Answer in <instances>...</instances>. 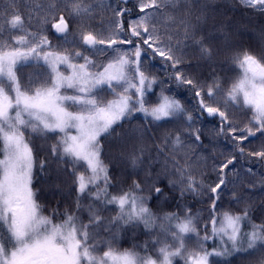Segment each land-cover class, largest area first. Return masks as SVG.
<instances>
[{
	"label": "snow or ice",
	"instance_id": "1",
	"mask_svg": "<svg viewBox=\"0 0 264 264\" xmlns=\"http://www.w3.org/2000/svg\"><path fill=\"white\" fill-rule=\"evenodd\" d=\"M5 2L6 6L0 8V264H175L177 258L184 264H209L210 257L221 258L225 264H232L233 257L245 261L258 258V264H264V225L251 224L247 208L241 213H218L216 207L220 198L218 190L226 185L224 169L234 166V156L220 166L222 175L215 186L210 187L214 194L210 215L201 229L199 216L193 217L187 211L183 218L175 214L156 217L146 206V198L139 194L142 193L139 183L134 182L130 191L110 194L111 177L100 157L99 142V137L110 133L113 125L140 112L152 122L168 118L184 120L189 137L202 146V133L196 127L198 117L193 115L196 111L219 117L222 126L217 134H231V139L237 141L232 147L241 156H255L264 161V147L246 153L247 145L243 143L257 132L264 136V53L257 57L245 51L234 57L239 72L226 92L219 81L209 86L200 85L186 75L180 67L184 63L183 55L176 53L181 52L180 45L194 41L203 56L211 57L212 49L201 34V25L207 20V5L201 0H140L136 7L143 15L130 20L127 29L123 21L117 19L107 38L81 31L80 44L86 46L85 51L104 52L106 49L97 48L102 44L111 49L112 58L98 68L88 55L75 50V41H68L69 21L57 15L61 10L58 5L66 8L72 19L91 15L92 8L85 0H50L47 7L26 5L37 14L44 13L37 22L42 26L51 24L55 33L63 37L68 47L62 50L51 48L44 34L46 29L30 30L33 17L22 15L18 0ZM123 3L127 4L128 0ZM239 3L264 13V0H239ZM193 5L200 9L199 14L193 12ZM127 11L130 9L118 10L115 15L123 17ZM160 28L163 32L158 31ZM4 31L8 32L10 40L2 38ZM117 44L132 47H111ZM141 44L151 49L153 56L170 62L165 66L174 70L169 78L178 87L191 86L198 98L192 111L186 110L174 96L165 94L163 81L157 102L152 104L147 100L157 78L142 67L145 49ZM30 61L46 67L47 72L42 74L45 78L39 83L33 85L30 81L28 87H24L18 66ZM105 87L110 90L111 100L105 101L102 97ZM217 95L224 97L223 110ZM229 106L248 109L249 124L243 128L233 126L227 112ZM26 132L60 134L59 144L52 145L51 152L67 158L73 166L77 210L81 207V198H91L92 203L87 205L88 224L68 212L59 223L43 214L32 187L37 161ZM167 142L173 144V152L181 151L184 143L180 136ZM142 154L143 148L131 153L134 167L138 161L142 162ZM172 165L186 190L199 192L202 185L174 157ZM39 167L44 169V161L39 162ZM260 183L264 185V179ZM149 191L166 196L164 188L155 182H151ZM108 205H115L118 214L105 222L101 212ZM157 219L161 224L160 232L153 233L155 256L149 253L147 246L142 255L134 250H117L112 239L105 240L103 248L98 243L100 229L113 232L120 227L140 224L151 229L157 226ZM245 222L250 231L243 230ZM113 224L116 229L111 227ZM190 234L195 237V249L187 247ZM210 240L216 242L211 251L206 247Z\"/></svg>",
	"mask_w": 264,
	"mask_h": 264
},
{
	"label": "rangeland",
	"instance_id": "2",
	"mask_svg": "<svg viewBox=\"0 0 264 264\" xmlns=\"http://www.w3.org/2000/svg\"><path fill=\"white\" fill-rule=\"evenodd\" d=\"M225 1L234 4L238 2V0ZM137 2L139 3L140 0H137ZM139 15H143V13ZM91 32L93 33L94 31ZM80 33L81 32L78 31L68 36L69 42L75 41V50L88 55L98 68L107 64L112 58L111 49L108 51L109 46L107 44L97 45V48L106 49V51L100 53H94L92 50L85 51L86 46L80 44ZM61 39L59 43L51 46L53 50H62L68 47V45L64 43V39ZM111 47L131 48L128 44L112 45ZM141 60L144 70L157 78V84L153 85V90L147 95L148 101L152 104L157 102L160 95V82L163 81L165 85V94L178 98L181 104L184 103L187 105L189 111L193 110L194 106L188 101L187 93L183 91L180 92L179 88L172 84V80L169 78L171 74H168L167 68L161 63L162 61L158 63L153 62L146 54H142ZM233 65L236 66L234 62ZM61 68L63 69V66H61ZM218 70L220 69H216V71ZM39 71L43 74L47 72V69L46 67L40 66ZM238 72L236 76L233 74L230 79H221L218 73H215L210 79L196 81L203 86H209L213 84V81H219L222 90L226 92L230 84L237 78ZM42 77L43 79L45 78L43 75ZM102 97L105 101L113 98L110 90L106 87ZM223 101V95H217V102L222 107V110ZM227 112L233 126L243 128L249 124L251 114L248 109L229 106ZM177 120L178 119H176V127L173 126V123H168L167 120L166 124L160 123L159 125L158 122H152L150 117L146 120L142 113L136 112L133 113L131 118L124 119L113 125L110 133H104L99 137L101 145L100 157L105 165H107L108 173L111 177L108 192L112 195H118L122 192L132 190L134 188V182L139 183L142 189V193L139 194H142L146 198V206L156 217L162 218L169 214H175L183 218L187 211V214L193 217L199 216L201 222L199 226L202 229L203 223H206L209 218L211 197L214 195L210 192V187L215 186L218 182L219 176L222 175L220 166L227 158L233 156L235 149H233L232 145L237 141H233L231 139V134H228L227 136L231 146L228 144L224 145V134H217L221 124L212 122L207 123L198 118L196 120V127L202 133L201 146L199 142H195L189 137L187 128L180 127ZM25 135L28 136L30 146L33 148V154L37 161L33 168V182L34 179H36L37 184L42 182L41 175L43 171H41L39 167V162L44 161L46 163L44 174L54 177L56 180V189L63 193L67 212L78 216L84 224H88L89 212L87 210V205L92 203V200L89 197L81 198V207L77 210V184L73 175L74 169L71 162L68 161V163H66L68 168L67 172H58L54 164L55 157L58 158L60 154H53L51 152V147L52 145L59 144L60 134L47 133L46 135H42L26 132ZM237 135H241V133H237ZM176 136H180L181 140L184 142L182 150L179 152H173V144L167 142L174 141ZM256 136H258L257 141L248 142L245 140V145H247L246 149H248L246 153L264 147V136L259 132L256 133ZM117 140H121L120 144H122V146L115 145ZM107 146H113L112 149L123 153L122 156L114 155L116 154L115 152L109 154L111 150L107 149ZM224 146H228L230 149L227 151L224 149ZM140 148H143L141 157L142 162L138 161L137 165L134 167L130 155ZM167 153L175 157L180 165L186 169V172L191 173L196 182L202 185L199 192L187 191L185 185L181 181L180 174L172 168L169 170L172 169L174 171L173 174L172 172H166V166L172 167L170 162H165L167 160L165 156ZM0 158H2V156ZM118 160L123 161L122 165H118ZM249 169L252 171L249 172ZM80 170L83 171V169ZM175 172L177 178L174 176ZM223 175L226 185L218 190L220 193V198L216 202L218 213L222 211L241 213L247 208L251 223L257 226L264 225V185L260 183V180L264 179V161L255 156H248L247 160L240 159L234 161V166L229 165V168L224 169ZM151 182H155L161 187L163 185L167 186V189L164 190L166 196H157L155 192H150L149 188L151 187ZM253 184L255 185L254 187ZM182 191L183 195H181ZM150 201L152 205L154 203L153 207L149 205ZM238 201L240 202L238 203ZM117 214L118 210L115 205H108L101 212L105 222L115 217ZM62 219L63 216H60L58 219H53V221L59 223ZM156 224L157 226L151 229H145L142 224L120 227L118 231L113 232L100 229L98 243L103 248L104 241L112 239L117 250H134L140 252L142 255L144 254V246H147L149 253L155 256L152 243L153 233L160 232L159 225L161 224V220L157 219ZM111 227L116 229L115 224L111 225ZM243 230H251L247 222H245ZM201 235H203V231H201ZM214 243L216 242L212 240L208 241L206 247H208L209 251H211ZM187 247L190 249H195L196 247L195 237L191 234L190 242L187 244ZM231 259L232 264H258V258H253L250 261L242 260L239 257H233ZM175 264H184V262L177 258ZM209 264H225V262L221 258L210 257Z\"/></svg>",
	"mask_w": 264,
	"mask_h": 264
},
{
	"label": "trees",
	"instance_id": "3",
	"mask_svg": "<svg viewBox=\"0 0 264 264\" xmlns=\"http://www.w3.org/2000/svg\"><path fill=\"white\" fill-rule=\"evenodd\" d=\"M49 2L50 0H35V3L33 4V0H18V8L23 16L28 17L31 15L33 17L31 20V31L36 32L46 29L44 34L47 35L50 41V46H53L59 43L62 39L57 38L54 35L51 24L45 26L38 24L37 21L44 14L43 12L37 14V12L32 10V8L35 7H47ZM85 2L92 8L91 15L78 19H72L68 10L58 5L61 10L57 13V15H63L65 19L69 21V31L71 34L78 31H94L93 34L107 38L112 34V25L115 20H122L125 29H127L130 20L137 18L140 14L138 8L136 7L138 4L137 0H128L127 4L123 3V0H85ZM201 3L207 5L205 9L207 20L206 23L201 25V34L205 37L204 42L211 47L212 55L211 57L203 56L198 43L194 41H187L185 44L180 45L181 52L176 53V55H183L184 58V63L180 65V67L185 70L186 75L195 80L210 79V77L215 73H218L219 78L221 79H230L233 74L236 76L238 72L237 66L233 65L234 57L241 55L245 51L257 57H261V54L264 53V13L242 6L239 3V0L237 4L231 2L228 3L225 0H201ZM26 5H32V8L26 7ZM5 6V0H0V8ZM125 8L130 9V11L125 12L123 17H117L115 15L116 11L123 10ZM165 11H167V9ZM199 11L200 9L193 5V12L199 14ZM4 27L7 28L6 25ZM158 31L163 32V29L160 28ZM2 38L10 40L7 31L3 32ZM141 47L145 49L144 54L148 55L153 62L158 63L162 61L161 63L164 67H166V63H170L164 62L163 57L153 56L152 50L147 48L146 45L141 44ZM108 51H110V48H108ZM166 68L168 74H171L174 71L169 67ZM218 68L220 70L216 71ZM39 69L40 66H36L34 62L18 66V76L21 80L22 86L28 87L30 81L33 85L39 83L43 79ZM172 84L177 86L174 81H172ZM177 88H179L180 92L183 91L187 93L188 101H190L194 107L197 105L198 98L195 96L194 90L191 89V86L184 85L180 87L177 86ZM182 105H184L186 110H188L187 105L184 103H182ZM193 112L196 117L207 123L212 122L221 124L219 117H209L207 113L201 114L196 111ZM176 119H178L177 122L180 124V127H186V122L179 118H168L158 123L159 125L160 123L166 124L167 120L168 123H173V126L176 127ZM251 140L252 139H248L247 141L249 142ZM120 141L121 140H117L115 145L122 146ZM229 141L228 136L223 135V144L230 145L231 143H229ZM243 143L245 144L246 141H243ZM112 147L113 146H107V149L111 150L109 154L115 152L116 154L114 155L122 156L123 153L113 150ZM224 149L228 151L230 147L224 146ZM247 151L248 149H246V152ZM1 156L2 155H0V157ZM165 156L167 158L165 162H170V165H172L173 157L171 154L167 153ZM233 156L235 157L234 161L248 159L247 155L241 156L236 150L235 153H233ZM66 163H68L67 158L62 159L60 158V155H58V158L55 157L54 164L56 165L55 167L58 172L68 171ZM122 163V160H118V165H122ZM166 167L167 169L165 168V170L167 173H174L175 169L173 168V165L172 167ZM170 168L174 171L172 169L169 170ZM45 169L46 163L44 162V169L41 170L43 171V174L41 175L42 182L37 184L36 179H34L33 189L36 191V198L42 207L43 214L51 216L52 219H58L60 216H63L65 212H67V208L64 204V196L61 191L56 189L57 182L54 177L44 174ZM176 175L177 174L175 172L174 176L176 177ZM162 187L164 190L167 189V186L165 185ZM149 205L153 207L154 203L152 205L150 201ZM54 210L55 214H53Z\"/></svg>",
	"mask_w": 264,
	"mask_h": 264
},
{
	"label": "water",
	"instance_id": "4",
	"mask_svg": "<svg viewBox=\"0 0 264 264\" xmlns=\"http://www.w3.org/2000/svg\"><path fill=\"white\" fill-rule=\"evenodd\" d=\"M53 32H54L55 36H57V37H59V38L62 37L60 34L55 33V30H54V29H53Z\"/></svg>",
	"mask_w": 264,
	"mask_h": 264
}]
</instances>
